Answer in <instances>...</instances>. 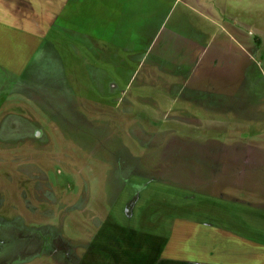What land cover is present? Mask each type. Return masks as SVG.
<instances>
[{
    "label": "rangeland",
    "instance_id": "374dc122",
    "mask_svg": "<svg viewBox=\"0 0 264 264\" xmlns=\"http://www.w3.org/2000/svg\"><path fill=\"white\" fill-rule=\"evenodd\" d=\"M121 1L0 0V264H264V0L157 46ZM198 29L199 97L155 63Z\"/></svg>",
    "mask_w": 264,
    "mask_h": 264
},
{
    "label": "crops",
    "instance_id": "0c3cea01",
    "mask_svg": "<svg viewBox=\"0 0 264 264\" xmlns=\"http://www.w3.org/2000/svg\"><path fill=\"white\" fill-rule=\"evenodd\" d=\"M132 2L133 0H122L120 2L122 8L121 14L123 17H126L128 11L133 7ZM192 2L196 3L190 4L184 2V0H147L146 4L139 7L138 12H136L137 16L134 19H139L138 23L141 22L143 18L150 21L154 20L157 22L158 25L156 27V30H154L153 35L150 39L151 43L157 46V44L163 39V33L167 25L175 24L177 26V29H179V26H194L195 18H193V16L204 18V12L198 8L203 4V1L192 0ZM115 6L117 7L116 3ZM136 13H134V15ZM122 19H124L126 22H131V20H128L126 18ZM198 31L202 33L201 39H199L197 36V39L194 38L193 43L190 45H180L179 42L181 40L177 39L178 35L168 38L166 40L167 42H164L161 45V52H159L160 56H158V53H156L155 55L156 59L158 58L155 63L158 67L159 73H169L172 76H175L177 79L182 80V84L178 83L180 82V80H176L171 84L172 88H177L180 90V92H184L187 89H192L190 90L192 91L191 94H196L197 91H194V89H203L205 87L197 84L198 80L203 77L204 73L213 72V77H207V75H205V77L209 80L215 79L216 75H220V73L222 72L221 70H218V67L220 65V58L221 53H223L224 50V45H219L218 50L222 48L220 52L217 53L216 51L215 56L212 59H207L206 54L208 53V48L211 47L210 42L205 45L202 39L203 37H206V35L203 34L202 30L198 29ZM211 40L215 41L214 38H212ZM195 41V48H193ZM127 48H130L129 44ZM130 49L134 50V46ZM149 50H151V47L149 46L143 48V54L139 56L140 58H142V61L149 54ZM213 84L216 87H214V89L220 88L218 87V85H215L214 82ZM209 86L212 87V85ZM216 93L219 94V92L217 91L214 92L213 95L218 97V94ZM201 95L196 94L195 96L199 97Z\"/></svg>",
    "mask_w": 264,
    "mask_h": 264
}]
</instances>
